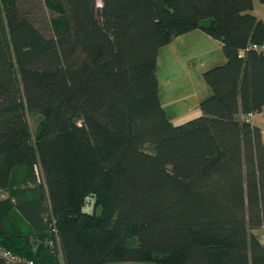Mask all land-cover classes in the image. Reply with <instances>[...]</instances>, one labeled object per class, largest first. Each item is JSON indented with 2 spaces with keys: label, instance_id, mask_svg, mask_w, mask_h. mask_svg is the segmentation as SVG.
I'll list each match as a JSON object with an SVG mask.
<instances>
[{
  "label": "trees",
  "instance_id": "16d2710c",
  "mask_svg": "<svg viewBox=\"0 0 264 264\" xmlns=\"http://www.w3.org/2000/svg\"><path fill=\"white\" fill-rule=\"evenodd\" d=\"M256 1L0 0L2 245L34 264H264V138L242 120L264 107ZM194 31L227 62L175 124L159 54Z\"/></svg>",
  "mask_w": 264,
  "mask_h": 264
},
{
  "label": "crops",
  "instance_id": "0c3cea01",
  "mask_svg": "<svg viewBox=\"0 0 264 264\" xmlns=\"http://www.w3.org/2000/svg\"><path fill=\"white\" fill-rule=\"evenodd\" d=\"M226 62L223 44L202 31L181 36L160 51L157 64L160 99L173 123L183 122L188 115L200 112L201 102L212 95L203 74ZM161 68L166 71L163 82L159 78ZM170 92L177 95L168 97ZM253 124L261 129L264 138V116L255 117Z\"/></svg>",
  "mask_w": 264,
  "mask_h": 264
},
{
  "label": "built area",
  "instance_id": "2783aa9c",
  "mask_svg": "<svg viewBox=\"0 0 264 264\" xmlns=\"http://www.w3.org/2000/svg\"><path fill=\"white\" fill-rule=\"evenodd\" d=\"M253 48L254 50L258 52V54L264 56V45H261V46L254 45ZM242 55H243V52H242ZM258 113L264 115V107ZM258 113H250L249 115L243 116L242 120L253 122L256 114ZM50 245L51 247H54V241H52ZM0 264H34V262L16 253H13L10 250H7L0 241Z\"/></svg>",
  "mask_w": 264,
  "mask_h": 264
},
{
  "label": "rangeland",
  "instance_id": "374dc122",
  "mask_svg": "<svg viewBox=\"0 0 264 264\" xmlns=\"http://www.w3.org/2000/svg\"><path fill=\"white\" fill-rule=\"evenodd\" d=\"M251 13L256 15L260 19H264V4L260 3L259 1H256L254 10ZM165 76H166V71H165V69L161 68L160 76H159L161 82H163V79L165 78ZM162 92H163L164 99H166L165 92L164 91H162ZM175 95H177L175 92L174 93H171V92L168 93V97H172V96H175ZM199 115H200V112L197 113V114L196 113H192V114L188 115L183 122H176L175 124L184 123V122L189 121V120H191L193 118H196ZM257 116H264V115L263 114H259ZM261 236H263V238H264V234L263 235L261 234ZM115 264H156V263L147 262V263H115Z\"/></svg>",
  "mask_w": 264,
  "mask_h": 264
},
{
  "label": "water",
  "instance_id": "95a60500",
  "mask_svg": "<svg viewBox=\"0 0 264 264\" xmlns=\"http://www.w3.org/2000/svg\"><path fill=\"white\" fill-rule=\"evenodd\" d=\"M78 118H80V116H78Z\"/></svg>",
  "mask_w": 264,
  "mask_h": 264
}]
</instances>
